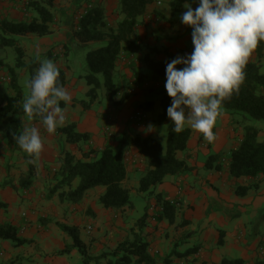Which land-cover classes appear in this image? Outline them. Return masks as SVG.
I'll return each mask as SVG.
<instances>
[{"label": "crops", "instance_id": "1", "mask_svg": "<svg viewBox=\"0 0 264 264\" xmlns=\"http://www.w3.org/2000/svg\"><path fill=\"white\" fill-rule=\"evenodd\" d=\"M13 1L0 2V15H5L6 19L12 21L24 20L25 17L17 9L18 4L12 3ZM26 1L28 3L29 0ZM69 1L56 0L50 34L45 36L27 34L19 37L25 38L24 43L30 49V55L36 56L39 52L40 59L45 57L53 60L51 57L48 58L51 53L55 57L57 67L65 70L64 88L72 96L70 103L65 104L62 101L64 105L61 108L65 110L66 116L65 124L74 122L77 131L86 132L91 137L86 143L69 144L62 138H54V133H48L44 124L34 122L28 117L21 118L23 128L27 125L38 129L43 147L39 157L35 158V163H28L30 157L23 150H14L16 162L24 160L23 168L19 173L28 176L27 189L22 183L25 178L14 179L8 185L0 187V224L11 223L17 226L18 236L26 240L22 245H15L9 240L0 238V264H81V255L75 248L68 253H61L66 246L71 245L72 240L58 227V223L76 226L80 239L93 256L109 250L108 247L117 239L115 226L119 225L117 214L120 210L104 208L100 204L99 197L105 187L96 186L87 190L78 202L61 201L56 194L48 197L49 191L58 181L55 179V172L60 168L61 148L81 159L84 152L89 149L100 150L105 144H110L114 148L123 146L121 149L127 170L125 186L132 201L131 207L124 209L129 215L130 225L132 219H139L148 213L149 217H146V225L142 229L145 233L143 238L149 243L151 254L159 256L157 264H221L223 259H239L242 264L264 261V175L257 178H234L228 175L227 155L238 144L240 138H228L230 134H227V129L226 138H215L211 143L204 138H188L186 149L177 151L176 157L184 160L189 170L178 177H165L161 184L151 189V193L137 190L139 178L146 167L145 161L133 145L123 144L121 138L117 136L127 133L131 136L140 134L153 137L158 134V127L152 126L150 120L148 124L145 120V125L140 127L130 119L133 113L141 110L143 98L129 97L120 105L113 103L116 100L114 98L113 101L107 100V107L95 108L94 103L98 100V95L88 107L84 105L83 102L89 101L86 95L89 86L84 77L74 78L69 72L70 67L64 61L69 54L67 44L71 43L73 48L77 47L72 36L73 22L77 21L76 15L81 14L79 11H84L86 3L83 4L85 0H79L82 6L75 11L69 10ZM95 1L103 4L105 0ZM158 1L154 0L149 4L140 17L136 28V42L142 46L144 53L148 52L149 47L159 49L161 52L158 55H151L157 59H164L168 52L175 57L188 53L185 48V38L190 33L184 34L181 38L180 33L177 34L178 24L168 23V11L162 7L163 2L159 1L160 5H158ZM2 16L0 19L5 18ZM142 56L143 53L131 55L134 59L131 64L134 62L136 65ZM2 57L3 53L0 59ZM120 57L116 64V73L123 81L125 77L130 76V73L132 76L133 74L128 66L129 63L124 60L129 55L122 52ZM23 70L25 68L16 69L18 84L20 77L29 79ZM136 70L141 69L136 68ZM1 78L3 77L0 75ZM133 79L134 77L131 80ZM80 82H83L84 88L80 86ZM5 84H0V92L5 90L7 96L12 95L13 91L10 87L6 88ZM81 90L83 93H80ZM104 96L105 92L102 89L101 98L105 99ZM144 97L148 98V103H152V107L147 106L148 110H142L148 117L160 102H156L153 92ZM222 114L221 123L225 126L230 115ZM150 125L151 129H149ZM112 131H114L113 136L110 134ZM155 139L159 140L162 147L166 146L167 138ZM221 152L224 154L218 161L219 169L210 168L205 164L211 154ZM29 164L32 165L31 170ZM6 170H0L2 182L9 179L7 173L10 168ZM135 175L140 177L134 180L136 182L134 185V182H130V178ZM75 184L76 180L73 185ZM240 186L250 187L245 194L239 195L237 188ZM40 191L46 194L42 195ZM157 196L179 201L172 222L166 218L152 217L160 211L155 199ZM151 204L155 205L152 213L149 211ZM140 210H143L142 216L138 214ZM125 224L121 223L122 226ZM132 231L135 232L133 229ZM132 238L129 235V240ZM187 251L188 254L181 256Z\"/></svg>", "mask_w": 264, "mask_h": 264}, {"label": "trees", "instance_id": "2", "mask_svg": "<svg viewBox=\"0 0 264 264\" xmlns=\"http://www.w3.org/2000/svg\"><path fill=\"white\" fill-rule=\"evenodd\" d=\"M153 1L118 0L119 19L115 25H111L108 22L102 2L96 1L90 3L91 5L87 4L84 7V11L78 15L77 21L73 22L72 36L77 45L86 48L88 46L91 47L87 48L88 51L85 55L87 74L84 79L89 86L86 92L89 101L83 102L86 107L98 97L99 90L104 89V97L108 101H113L115 96L118 95L114 76L116 64L121 58L122 52H126L129 55L124 60L129 63L134 80L139 85L147 80L158 81L166 78V61H170L175 56L168 52L164 59H157L151 55H158L161 52L159 49L149 47L148 52L144 53L142 46L136 42V28L140 17ZM55 2L56 0H29L27 7L32 12L30 18H25L21 21H12L6 18L0 19V47H13L17 53L15 67L27 69L29 72L28 80L34 76L36 69L40 65L36 57L28 64L25 63L23 60L24 52L16 44L14 36L27 34L45 36L50 34L52 32L50 25L53 22L52 8ZM184 3L185 0H169L170 15L167 18L169 24L182 23L179 17L183 13ZM263 49L264 45L263 41H261L255 49L257 58L253 60L249 57L245 66V80L241 84L238 94H234L230 100L223 102L220 109L221 113L237 114L244 121V123L241 122L243 125L240 140L230 150L228 157L227 172L230 177L234 178H257L260 175H264V141L258 140L256 127L245 124L247 119L264 121V72H262L261 63L258 62ZM136 53H143L140 58L142 62L141 70H136L134 62L131 64L134 60L131 55ZM49 57L55 59L51 53L48 55ZM3 65L4 61L0 59V68ZM6 67L8 68L9 87L13 94L7 96L4 102L0 101V136L7 146H11L13 150H20L12 138V133L20 134L23 131L24 124L21 118L27 116L23 111L22 103L27 94L22 91L18 84L16 70L7 65ZM57 68L60 73L58 82L64 87L66 84V72L61 67ZM142 69H148L151 72L150 76L143 73ZM29 92L30 90L28 89V94ZM132 93L128 89L118 101L115 100L113 103L120 105ZM59 103L60 107H63V102L60 101ZM151 104L146 102L141 106L144 110H148L147 106ZM170 104L171 98L168 95H164L160 100V112L150 120L152 126L167 125L165 149H163L157 139L151 136H142L140 134L131 136L127 133H123L120 136L121 142L133 145L145 161L146 167L138 181L137 190L139 192L151 193V189L161 184L165 177H178L189 170L186 162L176 157V152L186 149L190 129L185 127V130L179 134L172 132L173 124L167 116V108ZM30 119L34 122L42 123L40 117L33 116ZM55 134H57V138H62L65 142L75 145L86 143L91 137L86 132L77 131L74 122L58 127ZM82 156L81 159H77L71 152L63 148L60 149L61 164L58 171L55 172V179L58 181L55 187L49 191L48 197L56 194L61 201L78 202L87 190L96 186H103L105 190L100 195L99 202L104 208L123 210L131 207L132 201L130 200L129 190L125 186L127 170L122 149L105 144L100 150L89 149ZM219 160V154H211L205 164L210 168L219 169ZM215 162L216 164H213ZM29 169H32L31 164H29ZM27 177H25V181H22L25 189L28 188ZM75 180L76 184L73 185ZM9 183V179L4 180L0 183V187ZM249 187H238L237 194H245ZM155 199L162 209L152 217L155 219L162 217L172 222L179 201L174 200L175 202L171 203V199H163L161 196H157ZM147 216L149 217L148 213H145L138 219L137 226L140 230L146 225L145 219ZM57 225L72 240L71 245L66 246L61 253H68L72 248H75L81 255V264H157L158 262L159 256L151 254L149 243L142 237L141 233L133 232L131 240L118 242L113 250L93 256L80 239L76 226H69L63 223H58ZM18 229L17 226L11 223H1L0 238L9 240L15 245L26 243V240L18 236ZM188 253L189 251L178 255L184 256ZM221 264H242V261L239 259H223ZM256 264H264V261H259Z\"/></svg>", "mask_w": 264, "mask_h": 264}, {"label": "clouds", "instance_id": "3", "mask_svg": "<svg viewBox=\"0 0 264 264\" xmlns=\"http://www.w3.org/2000/svg\"><path fill=\"white\" fill-rule=\"evenodd\" d=\"M194 2L185 0L186 11L179 17L192 30L193 50L166 61L164 86L171 98L167 116L173 133L184 131L187 123L211 143L222 103L238 94L249 57L264 41V0H198L193 8ZM36 60L40 66L26 82L30 92L22 108L27 117H40L51 134L65 126V110L59 102L68 104L72 96L59 84L54 62L41 60L39 52ZM12 138L29 155L28 163H35L43 147L38 129L26 125Z\"/></svg>", "mask_w": 264, "mask_h": 264}, {"label": "rangeland", "instance_id": "4", "mask_svg": "<svg viewBox=\"0 0 264 264\" xmlns=\"http://www.w3.org/2000/svg\"><path fill=\"white\" fill-rule=\"evenodd\" d=\"M159 1L163 2L162 7L168 11V16H169V14H170V8H169V4H168L169 0H159ZM0 2H2V0H0ZM91 2L94 3L96 1L95 0H85V1H83V4L86 3V5H87V3H91ZM12 3L18 4L17 9L23 14V16L26 19L30 18L32 12L27 7V1L26 0H14ZM103 4L105 6L104 8H105V12H106L108 22L111 25H115L117 20L119 19V16H118L119 15L118 14V0H105L103 2ZM197 4H198V0H196V2H194L192 4V7L193 8L197 7ZM81 6H82V4H79V0H72V1L70 0L69 1V10L77 11ZM53 10H54V7L52 8V12H53ZM184 11H186V9L183 7L182 12H184ZM79 12H82V11H79ZM1 16L2 15H0V18H1ZM3 16L5 17V15H3ZM77 18H78V15H76V19ZM76 19H74V20H76ZM177 24L179 27L177 34L180 33L181 38H183L184 34L190 33L189 36L187 38H185V48L187 49V52L190 54L193 50L192 39H191V31L192 30L190 27L185 26L182 23H177ZM14 38L16 40V44L18 46H20L24 52L23 60L25 62H27V64L29 62H31L32 60H34L36 56L30 55V49H28V47H26L25 43H24L25 38L19 37V36H14ZM263 45H264V41H263ZM67 46H68L67 49H68L69 54H68V56L64 62L70 67L69 72H71L72 76L76 79H80L78 76L83 78L87 74L85 55L88 51L87 48H91V47L88 46L86 48V47L77 45V47L73 48V44H71V43L67 44ZM92 47H94V46H92ZM144 51H146V49ZM1 53H3V57L1 59L4 61V65L0 68V75H1V77L4 78V80H3V78H1L0 84L6 83L5 84L6 88L7 87L9 88V79H8V74H7L8 68L6 67V65L14 68L15 70L17 69L15 67L17 53L13 49V47H9V46L0 47V55H1ZM52 53H54V52H52ZM256 56H257V54L255 53V50H254L251 54V57L253 59H256L257 58ZM43 59H45V57L41 58V60H43ZM52 61L54 62V64L56 66H58L55 62V59H53ZM258 62L261 63L262 72H264V49L262 50V53H261L260 57L258 58ZM134 67L137 69L138 68L141 69L142 68V62L140 60H138L137 64L134 65ZM178 67L182 68L183 65L178 66ZM129 68H130V65H129ZM142 70H143L142 71L143 73H146L148 76H150L151 72L148 69H142ZM23 72H24L26 77L29 76V72L27 71V69L23 70ZM132 77L133 76L130 73L129 77H125V79L123 81H121L118 74L115 73L114 82L117 85V91H118V95L115 96L116 101H118L119 98L122 96V94L124 92H126L128 89H134V92L131 94L130 97H137L139 99L143 98V100H141V102L143 104L148 102L147 101L148 98L144 97V96H147L148 93L153 92V95H155L156 102L157 101L160 102V100L162 99V97L164 95H168L167 91L165 89V86H164L165 82H166V78L159 79L158 81L147 80L143 84L139 85L137 82H135L134 79L131 80ZM27 78H25V77L19 78V85L25 94H28V88L26 87V82L28 81ZM80 86H82V88H84L83 82H80ZM81 91L82 92H80V93H83V90H81ZM6 96H7L6 91L2 90L0 92V101L4 102L7 98ZM94 107L95 108L107 107V100L104 98H101V90H99V98L94 103ZM142 110H144L143 107L141 108V110H137V111L142 112ZM160 110H161L160 104H157L156 108L151 111L150 115H148V117L145 116V120L147 121V124H148L149 120L154 118L160 112ZM142 113L144 114V112H142ZM222 115L223 114L220 112V115L218 116L217 121H216V125L213 128V133L215 135V138H226V136H225V134H226L225 130L226 129L228 130L227 134L228 133L230 134L228 136V138H240L241 132H242V125H243V124H241V122L244 123L243 119L237 114L232 115V114L228 113V115H230L229 116L230 119H229V121L227 120V122L225 123V126H224V123H221ZM245 122H246L245 124H250V125H253L254 127H256L257 131L260 133L258 135V140L264 141V121L248 120L247 119ZM186 125L187 126H185V127L190 129L189 138H204L202 133L195 131L187 123H186ZM29 127H32V126H29ZM113 127H114V124H113ZM156 127H158L157 128L158 134L156 136H153V137L154 138H167V125L164 124V125H160V126H156ZM110 134H112L111 136H113L114 131H112ZM54 135H55L54 138H57V134L54 133ZM120 136H117V138H119ZM118 148L123 149V146H119ZM163 149H165V145H163ZM13 153H14V150L11 149V146H7L4 143L2 137L0 136V167H1L0 170H6L7 168L8 169L10 168L9 173H7V176L9 177L10 181H13L14 179L18 180L19 178L24 179L26 177V175L19 173L21 171V169L23 168L22 163L24 162V160L16 162V159L14 158ZM229 153H230V151L228 152L227 157H229ZM218 154L221 157V155H223L224 152H221ZM18 159H20V158H18ZM3 166H5L7 168H5V167L3 168ZM27 166H28V164H27ZM8 169L6 171H8ZM139 177H140V175L131 176L130 182H134V185H135V183H136L135 179H138ZM1 182L2 181H0V183ZM40 193H43L42 195L46 194V192H44V191H40ZM22 194H23V191H22ZM118 213L119 214H117V215H119V216H117V217H118V224L119 225H117V227L115 226V228H117V231H115L117 234L116 235L117 239H115L113 245L108 247L109 250H107V251L113 250L118 242H121L124 240H129V235H131L133 237L132 229L135 230V232H140L142 234V237H144V234H145L144 231L140 230L137 226L138 219H136V220L132 219V222H130L132 224L131 225L129 224V215H127L126 209H123L122 211L120 210V211H118ZM138 214H139V216H142L143 210H140L138 212ZM122 222L126 223L125 226L121 225ZM129 226H131L130 227L131 229L129 228ZM123 233H124V235L122 236ZM103 261H101V262H103Z\"/></svg>", "mask_w": 264, "mask_h": 264}, {"label": "built area", "instance_id": "5", "mask_svg": "<svg viewBox=\"0 0 264 264\" xmlns=\"http://www.w3.org/2000/svg\"><path fill=\"white\" fill-rule=\"evenodd\" d=\"M157 4L160 5V2L158 1ZM129 92H131V93L134 92V89H129ZM130 119L133 122H135V124L137 126H140V127H143L145 125V123H146V121H145V115L142 112H140V111H137V112L133 113L130 116ZM170 201H171V203H174L175 202L173 199H171ZM177 205H178V203H177ZM154 209H155V205L154 204H151L150 207H149V211L152 213L154 211ZM159 209L160 210L162 209L160 205H159ZM154 215L155 214H153L152 216H154ZM22 229H24V227H22Z\"/></svg>", "mask_w": 264, "mask_h": 264}]
</instances>
